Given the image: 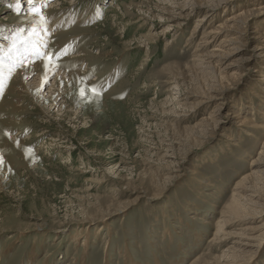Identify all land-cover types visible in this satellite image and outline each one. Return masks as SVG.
<instances>
[{
	"label": "rangeland",
	"instance_id": "1",
	"mask_svg": "<svg viewBox=\"0 0 264 264\" xmlns=\"http://www.w3.org/2000/svg\"><path fill=\"white\" fill-rule=\"evenodd\" d=\"M35 1L20 0L16 12L9 7L16 0H0V38L35 26L31 41L67 54L47 74L41 59L20 74L21 56H4L0 65V264H220L230 240L213 241L215 222L228 206L249 207L233 194L264 139L252 131L233 147L221 138L226 130L238 138L230 103L251 90L263 95L251 72L258 61L251 32L264 14L244 31L240 53L249 62L237 68L231 91L189 109L209 91L187 39L213 2ZM183 1L201 7L186 16L177 9ZM256 1L264 8V0L225 2V10L210 13L211 24ZM31 7L45 17L43 26ZM251 99L259 110L260 98ZM203 117L217 122L195 137ZM261 216L224 232H243ZM242 263L264 264V236Z\"/></svg>",
	"mask_w": 264,
	"mask_h": 264
},
{
	"label": "bare ground",
	"instance_id": "2",
	"mask_svg": "<svg viewBox=\"0 0 264 264\" xmlns=\"http://www.w3.org/2000/svg\"><path fill=\"white\" fill-rule=\"evenodd\" d=\"M166 1L167 0H165V3ZM173 1L175 2L178 0ZM210 1L211 3H213L210 5L207 4L208 6L206 7L208 10L205 11L204 15L197 20L198 23L193 27L191 35L187 39V47H195L193 54L195 53L194 55L197 57V59H195V61L197 62L196 69L199 70V72L203 75L204 80L206 81V85H202L203 88L202 86L201 88L204 90L207 89L209 93L204 92V95L201 96V100L199 99V103L197 102L196 105L192 104L191 108L190 106H186L189 109H193L199 105L206 104L207 101H220V99L224 96V94H226V92L231 91L232 85H230V83L236 80L237 76L239 75L235 73L237 72V68L240 69L244 65H247V62H249V60H247L246 58H242L240 53L241 46H244V31H246V28L249 26V22H254L257 17L264 14V8L261 6V3L257 4L256 1V5L248 9H241L237 10L236 12L233 11V13L231 12L232 14L226 16L222 20V22H219L218 24L213 26L211 24L213 18L210 13L216 12L219 9L225 10L226 6L224 4L225 2L230 0ZM41 2L42 0L35 1V3ZM171 2V0L167 1L168 6L171 4ZM177 6V9H179L180 12L185 13L186 16H189V14L192 13L194 14L195 6L201 7V5L198 3L194 4L192 2L184 1L180 4H177ZM207 22L212 26H210L209 29H203L200 36L195 39V35L199 33V30L202 29L204 24ZM262 27L264 28V22L261 25L255 24L251 32V34L254 35L251 38L254 40V50L258 51V61L256 62L255 66L256 70H251V72L256 74L255 77L257 78L255 79V82L260 83V86H264V33L261 32ZM167 29L168 28H163V35L167 33ZM169 45L170 43L167 42L166 47ZM35 66L33 65L23 67L19 70V74L22 73L23 70L33 69ZM31 77L32 74L27 76V78L29 79ZM261 91L263 95L261 93H258V91L256 92L254 90H251L248 96L250 98L241 97V99H239L238 101L235 100L230 103V107L232 108V113H230V116L231 121L233 122L232 125L234 127L232 133H237L238 138H236V135L234 134L225 133L227 130L223 132L221 138L227 141V143H229L231 146L238 147V142L240 141L239 137L241 136L251 137L252 133L256 131L264 133V87L260 89V92ZM251 97L260 98V100L258 99L260 103L259 110L254 108ZM256 111L259 114L258 116L261 117L260 119L262 121H258V118L255 116V114H253ZM211 119L212 118L209 119L203 117L196 128L192 130L190 129L191 132H193V136L201 137L204 130L211 123L212 125H214L215 122H217L215 121V119H212V121ZM179 142L181 143L176 145L183 148L185 144L184 139H179ZM170 151H172L171 146H167L166 152L170 153ZM250 165V172L243 177L242 182L239 184L237 190L234 191L233 194L234 201L237 202L239 199L244 200L249 205V207L237 206L235 208L234 205L228 206V208L223 211L222 214H220L219 220L215 222L217 230L214 234L213 241L219 242L220 240L218 237L222 235L226 237L220 242L230 240L229 245L225 247L223 253H221V255L217 258L220 264H237V261L244 255L248 254V251H251L253 248H259L264 236V219L261 221V223L255 226L245 228L243 232L241 231L235 234L224 232V229L226 227L232 226L234 223L240 221H250L252 219H256L258 216L260 217L261 215H264V139L261 143V149L257 153L256 158L252 160ZM195 172V166L193 165V167L189 170V173L194 174ZM205 181L206 180L202 181V184L204 183L205 185ZM241 192H247L248 196H250L252 199L250 198V200H248L243 198ZM202 222V224L211 225L210 222L208 223L204 220ZM199 237L200 234L197 233V231H193L191 233V239L194 240V244H197V242L199 241Z\"/></svg>",
	"mask_w": 264,
	"mask_h": 264
},
{
	"label": "snow or ice",
	"instance_id": "3",
	"mask_svg": "<svg viewBox=\"0 0 264 264\" xmlns=\"http://www.w3.org/2000/svg\"><path fill=\"white\" fill-rule=\"evenodd\" d=\"M27 3L29 5H32L33 0H27ZM9 7L13 8V10L16 12H20L21 11L20 0H16L15 5H9ZM29 13L39 15L41 24L43 26V23L45 22V17L42 14H40L39 8L31 7L29 9ZM24 33L25 30L23 28H19L15 30L10 36H5L3 38H0L8 42V46L6 49L2 44H0V53H3V56H0V65L3 64L4 56H7L8 58H12L13 56L23 57V62L21 65L22 67L26 66L29 62H34L36 59H41L44 62L45 74H47L50 67H52L54 70L53 61L54 60L58 61L64 55L67 54V48L47 52L44 50L47 47L46 45H44L43 48H41L38 47L35 42L31 41L30 38L37 33V29L35 26L30 27V29L27 32V35H25ZM3 87H4L3 81L2 79H0V92H2ZM42 87H43V83H42ZM81 91L83 93V89ZM89 91L92 94H96L97 87L92 86L90 87Z\"/></svg>",
	"mask_w": 264,
	"mask_h": 264
}]
</instances>
